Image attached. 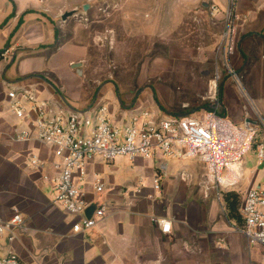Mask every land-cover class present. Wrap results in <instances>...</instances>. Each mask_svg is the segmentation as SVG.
<instances>
[{
  "label": "crops",
  "instance_id": "obj_1",
  "mask_svg": "<svg viewBox=\"0 0 264 264\" xmlns=\"http://www.w3.org/2000/svg\"><path fill=\"white\" fill-rule=\"evenodd\" d=\"M167 2L172 1L158 0V7L152 8L150 0H127L126 9L114 17L116 34L125 28L132 49L142 43L144 51L164 50L153 56L145 53L138 61L136 75H131L129 64L128 68L121 64L127 69L121 67L115 77L125 72L131 77H185L186 72L191 77L195 73L181 67L213 64L226 22L227 2ZM213 2L217 9L212 12L208 3L211 6ZM77 5L70 0H0V51H7L0 58V217L8 219L17 209L26 227L15 241L8 243L1 238L0 244L13 250L22 264H264L263 246L249 243L241 226L228 218L222 196L225 190H235L243 197L250 188L264 189V160H259L253 136L245 129V120L256 121L257 112H250L231 80L224 88L226 111L221 123L224 133L237 143L233 149L220 146L214 150L216 160L228 161L230 169L222 162L215 169L204 154L134 161L120 156L111 163L130 160L140 173L137 183L126 193V185L117 184L110 175L108 182L103 177L105 188L97 193L91 175L100 174L103 159L94 157L88 162L83 183L88 201L84 215H92L95 207L103 204L106 216L92 232L73 231L79 217L66 214L54 203V186L43 178L57 173L54 164L59 159L43 143L16 140L18 132L30 126L9 111L6 93L8 85L31 86L56 106L62 107L65 101L76 108L75 100L67 98L73 90L69 77H111V72L101 67L103 20L81 23ZM82 7L85 11L93 5ZM71 10H75L73 15L61 18ZM185 12L201 25L197 43L190 45L184 44L181 33ZM119 17L125 18L124 27L119 25ZM156 21L159 31L153 29ZM191 23L194 25L193 20ZM233 26L236 51L231 59L234 65L250 68L245 77H257L250 87L258 97L257 111L264 120V0H236ZM75 63L80 66L73 67ZM106 88L87 107L102 103L97 100ZM138 101L120 103V110ZM110 109L115 112L112 106ZM215 134L221 133L215 130ZM32 154L42 164L31 165ZM216 171L234 183L218 185ZM238 171L241 176H237ZM156 174L160 175L159 190L153 187ZM139 182L142 191L136 193ZM154 216L171 220V231L164 233L152 221Z\"/></svg>",
  "mask_w": 264,
  "mask_h": 264
},
{
  "label": "built area",
  "instance_id": "obj_2",
  "mask_svg": "<svg viewBox=\"0 0 264 264\" xmlns=\"http://www.w3.org/2000/svg\"><path fill=\"white\" fill-rule=\"evenodd\" d=\"M225 1L226 22L217 53L229 60L236 49L233 37L236 0ZM210 7L212 12L217 9L214 2ZM81 20L88 21V17L81 16ZM6 53L7 51H0V58H4ZM212 88L215 94L209 97L215 99L217 85L213 83ZM6 95L9 111L30 126L20 130L16 140L43 143L51 147L59 159L54 164L57 173L45 174L43 178L54 186V203L66 214L79 217L72 225L75 233L94 231L106 216L103 204L95 207L92 215H84L88 201L83 183L87 178L90 159L99 157L112 162L120 156L134 161L137 158H187L204 154L215 169L219 162L230 169L228 161L216 160L214 150L220 146L225 150L233 149L237 143L236 138L224 133L222 115L215 110L209 109L207 117L200 119L195 116L166 115L160 109L147 108L130 114L127 119L124 110L128 107L118 114H114L105 103L90 105L82 111L66 102L60 107L42 99L36 88L31 86L8 85ZM256 124L262 127L260 132L251 123L245 129L253 136L259 160H264V135H261V132L264 133V120L259 115ZM215 130L221 134L216 135ZM29 162L33 166L42 164L36 154L30 156ZM241 175L240 172L237 173V176ZM214 178L218 185L231 186L234 183L223 179L217 171ZM91 181L95 192L101 193L104 190L105 182L98 172L91 175ZM153 187L155 190L161 187L158 174L154 176ZM141 191L142 184L139 182L135 192ZM240 212L243 217L240 231L249 243L259 244L264 249V189L247 190L241 199ZM152 221L164 233L171 231V220L154 216ZM24 231V218L17 209L13 210L8 219L0 217V239L4 238L11 243ZM262 259L264 261V250ZM0 264H22V261L13 250L0 244Z\"/></svg>",
  "mask_w": 264,
  "mask_h": 264
},
{
  "label": "rangeland",
  "instance_id": "obj_3",
  "mask_svg": "<svg viewBox=\"0 0 264 264\" xmlns=\"http://www.w3.org/2000/svg\"><path fill=\"white\" fill-rule=\"evenodd\" d=\"M70 1L72 4L78 3L77 9L79 8L81 12L79 15L81 23H88L91 19L103 20L101 30L104 31V34L101 35V38H99V41L101 40L100 42L103 46V50H101V52L104 66L101 67L104 72H106L105 70H107L108 73L111 72V77H69L73 90L70 91L69 94L67 93V98L68 100H75L74 103H77L76 109L81 111L84 110L90 102L97 99L99 92L103 91V89L107 87L106 89H108V91L102 93V96L97 100V102L105 103L109 107L112 106L115 111L114 114H118V112L121 111L120 103L130 105L139 99L135 105L124 110L125 117L127 119L132 113L147 108H155V106L161 111L178 116H195L198 118H202V116L207 117V111L209 109L215 110L223 116L226 111L223 98L224 88L226 82L231 80V83L235 86L238 93L246 101V106L249 108L250 112L252 111L253 114L254 112H257L256 117L260 115L257 111L258 108L256 105V103L258 104V97H255L254 90L250 87L251 82L254 80L256 81L257 77H245L250 68L248 70L247 66L245 67L243 65L240 67L239 65L233 64L231 58L236 49H234L230 55L229 60L223 59L222 55L217 53L218 43L216 46L213 64H208L199 68L191 64H186L181 67L182 71L195 73V75L191 74V77H187L186 72L184 73L185 77H131V75H136L138 61L141 57H144L145 53H151V56H153V54L162 53L164 50L161 51L156 48L155 50L144 51L142 50V43L135 45V48L132 49L127 43L125 28L121 30L120 33L117 32L116 34V28L114 27L113 22L114 17L117 13L120 14L124 9H126L127 0ZM150 1L152 8L158 7V0ZM171 1L173 2L174 0ZM172 2H167V5ZM82 4H92L93 7H88L84 11ZM208 7L209 10H211L209 3ZM199 8L201 9L203 6L199 4ZM89 10L90 12H88ZM184 14L185 16L182 19L183 24L181 32L183 42L184 44L189 45L197 43V37H199L197 34L201 31V28L199 29L201 25H199L192 17H188L186 12ZM81 16H87L88 21H82ZM191 20H193L194 25L191 23ZM170 23L168 20V24ZM119 25L124 27L125 18L121 19L119 17ZM157 27L158 25L156 21V26L153 29H155V31H159V28L157 29ZM171 31L173 32V28ZM173 39L174 35H172L171 41H173ZM97 55L98 53L95 56ZM97 57L100 56L98 55ZM121 64L127 66V68L130 65V76L127 75L128 72H125L122 74V77H115V73L117 71L120 72L122 68H126ZM261 78L264 79V77ZM213 83L217 85L215 99H211L209 97L210 95L215 94H213L212 90ZM71 95H73L74 98ZM259 125L260 124H255L254 126L259 129ZM261 135H264V133L261 132ZM99 170L101 171L100 176L102 178L105 177L107 182L110 179L109 176L114 175V181L117 184L124 183L126 187L129 188L127 189L124 187V192H131V189L134 187V183H137L140 175L137 167H133L131 161L127 159L116 163L103 160V163L99 166Z\"/></svg>",
  "mask_w": 264,
  "mask_h": 264
},
{
  "label": "trees",
  "instance_id": "obj_4",
  "mask_svg": "<svg viewBox=\"0 0 264 264\" xmlns=\"http://www.w3.org/2000/svg\"><path fill=\"white\" fill-rule=\"evenodd\" d=\"M222 196L228 218L237 225L242 226L243 217L240 212L241 193L231 189L223 191Z\"/></svg>",
  "mask_w": 264,
  "mask_h": 264
},
{
  "label": "water",
  "instance_id": "obj_5",
  "mask_svg": "<svg viewBox=\"0 0 264 264\" xmlns=\"http://www.w3.org/2000/svg\"><path fill=\"white\" fill-rule=\"evenodd\" d=\"M87 6L88 5H85V7L84 8H87ZM75 13V10H71V11H66V12H64L63 14H62V19H66L68 16H71V15H73ZM80 66V63H75L74 65H73V67H79ZM65 102V101H64ZM255 124L256 123V121H253V120H251V119H246L245 120V126L248 128L249 127V124Z\"/></svg>",
  "mask_w": 264,
  "mask_h": 264
}]
</instances>
